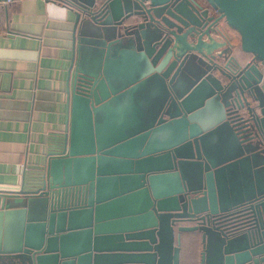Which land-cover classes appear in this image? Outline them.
<instances>
[{"label": "water", "instance_id": "water-1", "mask_svg": "<svg viewBox=\"0 0 264 264\" xmlns=\"http://www.w3.org/2000/svg\"><path fill=\"white\" fill-rule=\"evenodd\" d=\"M65 1L62 144L0 193V264H264V0Z\"/></svg>", "mask_w": 264, "mask_h": 264}, {"label": "crops", "instance_id": "crops-1", "mask_svg": "<svg viewBox=\"0 0 264 264\" xmlns=\"http://www.w3.org/2000/svg\"><path fill=\"white\" fill-rule=\"evenodd\" d=\"M73 9L59 0H0V193L18 191L64 134V80ZM244 61L250 55L238 47ZM14 226L0 221V239ZM200 242L182 243L180 263L198 264Z\"/></svg>", "mask_w": 264, "mask_h": 264}, {"label": "trees", "instance_id": "trees-1", "mask_svg": "<svg viewBox=\"0 0 264 264\" xmlns=\"http://www.w3.org/2000/svg\"><path fill=\"white\" fill-rule=\"evenodd\" d=\"M59 1L64 2L65 4H67V2H66L65 0H59ZM195 242H196V241H195Z\"/></svg>", "mask_w": 264, "mask_h": 264}]
</instances>
